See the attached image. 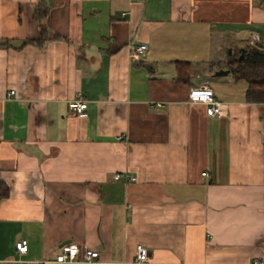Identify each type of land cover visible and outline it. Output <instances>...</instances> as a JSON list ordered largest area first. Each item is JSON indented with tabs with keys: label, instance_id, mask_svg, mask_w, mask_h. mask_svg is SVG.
<instances>
[{
	"label": "crops",
	"instance_id": "1",
	"mask_svg": "<svg viewBox=\"0 0 264 264\" xmlns=\"http://www.w3.org/2000/svg\"><path fill=\"white\" fill-rule=\"evenodd\" d=\"M255 35L264 0H0V264H264V107L215 76Z\"/></svg>",
	"mask_w": 264,
	"mask_h": 264
},
{
	"label": "built area",
	"instance_id": "2",
	"mask_svg": "<svg viewBox=\"0 0 264 264\" xmlns=\"http://www.w3.org/2000/svg\"><path fill=\"white\" fill-rule=\"evenodd\" d=\"M260 43V37L258 35L253 36L251 45L256 46ZM147 51V46L141 44L133 51V57L138 58L140 55ZM15 90H10L7 96H16ZM189 101L194 104H204L207 106V115L209 117H223L225 115L224 109L221 104L216 100L213 89L208 85H202L200 87L192 88L189 92ZM70 111L73 115L83 114L87 108V102L79 95L75 100H72L68 104ZM158 107H163L162 104H158ZM117 176L115 179H118ZM134 180V178H133ZM16 248L20 254H26L29 249L27 240H23L17 243ZM149 260L148 251L139 246L137 248V263L146 264ZM57 264L66 263H81V264H101L100 252L98 250L90 248H81L75 244H65L62 246L61 251L57 254L55 260Z\"/></svg>",
	"mask_w": 264,
	"mask_h": 264
},
{
	"label": "trees",
	"instance_id": "3",
	"mask_svg": "<svg viewBox=\"0 0 264 264\" xmlns=\"http://www.w3.org/2000/svg\"><path fill=\"white\" fill-rule=\"evenodd\" d=\"M245 58L239 62L242 50L232 56L226 65L236 81L244 80L248 83L247 99L251 103L264 107V45H247ZM178 77L186 81L192 64L189 62H176ZM8 195V188L0 185V200Z\"/></svg>",
	"mask_w": 264,
	"mask_h": 264
},
{
	"label": "water",
	"instance_id": "4",
	"mask_svg": "<svg viewBox=\"0 0 264 264\" xmlns=\"http://www.w3.org/2000/svg\"><path fill=\"white\" fill-rule=\"evenodd\" d=\"M245 54H246V50L242 49V52H241V55H240V58H239V62H242L244 60ZM229 73H230V71L221 70V71L217 72L215 74V76L216 77H222V76L228 75Z\"/></svg>",
	"mask_w": 264,
	"mask_h": 264
},
{
	"label": "rangeland",
	"instance_id": "5",
	"mask_svg": "<svg viewBox=\"0 0 264 264\" xmlns=\"http://www.w3.org/2000/svg\"><path fill=\"white\" fill-rule=\"evenodd\" d=\"M246 46H247V45H246ZM250 46H252V45L250 44ZM236 53H237V51H236ZM205 77H206L208 80H211V76H210V74H206Z\"/></svg>",
	"mask_w": 264,
	"mask_h": 264
}]
</instances>
